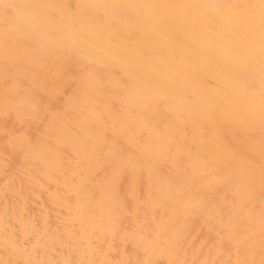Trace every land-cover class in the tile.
Segmentation results:
<instances>
[{
	"label": "bare ground",
	"instance_id": "bare-ground-1",
	"mask_svg": "<svg viewBox=\"0 0 264 264\" xmlns=\"http://www.w3.org/2000/svg\"><path fill=\"white\" fill-rule=\"evenodd\" d=\"M0 264H264V0H0Z\"/></svg>",
	"mask_w": 264,
	"mask_h": 264
}]
</instances>
